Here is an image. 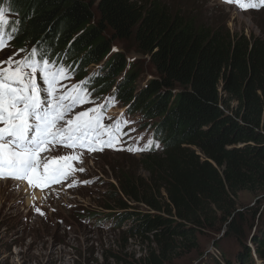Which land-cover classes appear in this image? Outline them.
Segmentation results:
<instances>
[{
  "label": "trees",
  "instance_id": "16d2710c",
  "mask_svg": "<svg viewBox=\"0 0 264 264\" xmlns=\"http://www.w3.org/2000/svg\"><path fill=\"white\" fill-rule=\"evenodd\" d=\"M0 6L10 8L18 28L15 48L43 46L79 77L100 67L116 42H131L154 71L138 90L132 62L118 95L159 120L165 147L142 157L147 179L129 171L117 177L119 191L103 207L115 212L106 217L118 226L132 222L135 235L152 236L154 247L138 259L94 264H171L197 249L205 233L242 231L239 194L264 195V37L206 24L167 0H0ZM128 62L115 53L89 87L107 92ZM98 215L86 216L100 224ZM243 240L236 259L224 253L201 264H253ZM253 243L264 259V224Z\"/></svg>",
  "mask_w": 264,
  "mask_h": 264
},
{
  "label": "rangeland",
  "instance_id": "374dc122",
  "mask_svg": "<svg viewBox=\"0 0 264 264\" xmlns=\"http://www.w3.org/2000/svg\"><path fill=\"white\" fill-rule=\"evenodd\" d=\"M167 1L177 9L197 13L206 24L228 27L237 35L264 37V7L243 11L236 3H225L224 0ZM113 52L129 57L141 80L155 78L149 61L136 53L131 42H116ZM10 56L19 60L25 53L8 44L0 51V60H7ZM145 81H141L140 86L145 85ZM150 143L153 140L147 130L138 128L133 132V138L122 143L121 147L146 148ZM147 151L106 152L95 156L68 151V155H80V161L73 162V167L83 168L87 179V183H71V187L70 184H52L41 190L30 187L26 182L0 180L8 182L0 185V264H94L102 263L104 259L116 263L144 255L154 247L153 237L135 235L137 232L132 222L118 226L120 222L108 221L106 215L115 212L103 207L109 204L112 194L119 191L117 177L122 179L127 171L137 178L149 177L142 161ZM54 156L59 157L60 154ZM37 194L42 196L39 198ZM237 201L238 210L244 216L240 233L229 236L227 227L216 233H205L199 236L197 249L179 259L174 258L172 263L194 264L202 257L208 261L215 256L221 258L224 253L234 260L242 249L239 241L244 239L251 249L253 264H264L253 243L254 234H258L264 224V195L241 192ZM258 208L259 214L255 219L252 214ZM142 209L148 212L145 207ZM88 213L102 215L104 221L99 224L86 216ZM254 221V226H251Z\"/></svg>",
  "mask_w": 264,
  "mask_h": 264
},
{
  "label": "snow or ice",
  "instance_id": "6c2138e0",
  "mask_svg": "<svg viewBox=\"0 0 264 264\" xmlns=\"http://www.w3.org/2000/svg\"><path fill=\"white\" fill-rule=\"evenodd\" d=\"M224 2L236 3L243 11L264 7V0ZM9 15V7H0V51L18 34ZM72 78L71 70L53 61L43 46L32 48L19 60L14 56L0 60V180L26 182L41 190L61 184L77 171L73 162L80 161V155L42 159L41 154L54 145L86 149L89 153L103 152L105 148L131 153L151 149V143L146 148H118L128 121L117 119L105 124L110 119L103 110L106 105L76 112L78 107L94 102L88 81L71 88L61 83ZM110 103L115 106V98Z\"/></svg>",
  "mask_w": 264,
  "mask_h": 264
},
{
  "label": "clouds",
  "instance_id": "9594fccd",
  "mask_svg": "<svg viewBox=\"0 0 264 264\" xmlns=\"http://www.w3.org/2000/svg\"><path fill=\"white\" fill-rule=\"evenodd\" d=\"M20 49H22V48H20ZM114 54H115V52H113V50H112L110 55L105 59V62H107L109 60V58ZM128 60H129V62L126 64L125 70L123 71L121 76H119V78L116 79L115 85L110 86V89L107 92L101 91L102 89H100V90L91 89V87H89V86H91V84L88 83L87 87L91 93V100L94 103L85 104L81 107H78L75 111L80 112V111L87 110V109L94 107V106L106 105V108H104L103 110L106 111V115L110 119H106L104 121L105 124H111L114 121H116L117 119L128 121L127 126L124 128V132L126 134L122 138V143L129 142L133 138V132L135 130H138V128H142V129L147 130L148 135L153 140L151 149L148 150L147 153H145L144 155L150 154L152 151H155L156 153H162L163 149L165 147V143H164V140L160 138L161 136L159 134H157V127H158L159 121L155 122L153 120H150L149 118L146 117L147 115L143 112V109L134 108L131 104L122 100L118 95L119 88L122 86V84H124V77L131 70L132 61H130L129 57H128ZM105 62L100 63V65H101V66L99 65L100 67H98V66L90 67L88 69L87 73L83 77H79V75L74 74V72L71 70V67L69 68L67 66L66 62H62L61 64L66 65L71 70V74H73L75 76L74 83H72V84L76 85V83L82 84L85 81H88V82L93 81L94 83H97L99 81L100 77L103 75L102 68L105 66ZM92 79H95V80H92ZM144 80H146L145 81L146 84L143 86H139V87L137 86L138 90L142 89L143 87H146L149 80H151V79L147 78ZM144 80L140 79V81H139L140 85L142 84L141 81H144ZM112 98H115V101H116L115 106H112V104L110 103V100ZM121 144L117 145V147L120 148ZM158 144H161V145H159V147L157 148L155 145H158ZM68 151L85 152L90 156L101 155V154H104L106 152L116 153V154L124 153V151H122V150L118 151V150H113V149H109V148H105V150L103 152L97 151V152L89 153L85 149L73 150V149H69L66 147L54 145L50 148L49 151L42 154L41 157H42V159L48 158L49 160L52 158H60L63 156H68V153H67ZM61 152H62V154H61ZM55 154L56 155L60 154V156L55 157L54 156ZM79 173H80V175H79ZM85 177H86V175H84V172L78 171L75 174V176H73L68 181V184L73 183V184L81 185V183H84L85 181H87V179ZM100 218H98V219H100ZM108 221H110V222L112 221L114 223L113 220H108Z\"/></svg>",
  "mask_w": 264,
  "mask_h": 264
},
{
  "label": "water",
  "instance_id": "95a60500",
  "mask_svg": "<svg viewBox=\"0 0 264 264\" xmlns=\"http://www.w3.org/2000/svg\"><path fill=\"white\" fill-rule=\"evenodd\" d=\"M204 260V257H202V259H200V261L198 260V262H195L194 264H201V262Z\"/></svg>",
  "mask_w": 264,
  "mask_h": 264
},
{
  "label": "bare ground",
  "instance_id": "6f19581e",
  "mask_svg": "<svg viewBox=\"0 0 264 264\" xmlns=\"http://www.w3.org/2000/svg\"><path fill=\"white\" fill-rule=\"evenodd\" d=\"M7 183H8V182H6V183L0 182V185H2V184H7ZM41 196H42V194H40V195H39V194H37V197H39V198H40Z\"/></svg>",
  "mask_w": 264,
  "mask_h": 264
}]
</instances>
